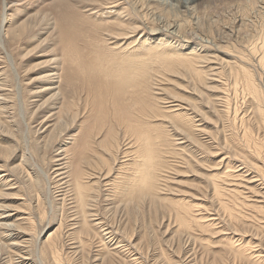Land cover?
Instances as JSON below:
<instances>
[{"label": "rangeland", "instance_id": "rangeland-1", "mask_svg": "<svg viewBox=\"0 0 264 264\" xmlns=\"http://www.w3.org/2000/svg\"><path fill=\"white\" fill-rule=\"evenodd\" d=\"M113 1L70 0V12L68 14H62V10L59 13L57 12L58 10L54 11L52 6L55 0H15L8 6L10 7L8 14L17 20L12 25V29L16 26V23L22 21L30 23V20L32 25H34L33 27H35L33 33H26L17 39L9 37L6 40V50L13 58L16 73H13L8 60L4 59L0 44V79L3 78L4 80L5 78L3 88L8 90L7 93H9V99L11 100V104H9L11 108H8V111L3 110V113H0V148L3 146H13L11 154H5L0 149V176L6 174L9 178L7 180L9 182L5 185L0 184V206L13 210L10 214L18 217L20 215L25 216L27 213L31 219L33 218L32 221L36 229L33 236L30 237L33 245L30 243V248L26 247L25 249L27 250L24 249L23 253L30 257L29 262L31 264H38L41 258L39 264H53L54 262L56 264H98L99 261L95 260L96 256L97 254H102L106 248L119 250L127 260V264H152V262L158 264H264V252L261 254V260H258L255 257L256 255L249 254V252L256 253V251L264 249V214L262 213L264 201H260L264 200V198L259 197L258 193L256 195L253 194V191L244 187L246 183L244 182V178L247 177L245 174L244 176L237 175L241 174L239 172L241 167L238 168V166L243 163L248 167L247 164L249 163L247 162L251 160L249 155L254 151L253 147L246 145L244 133L246 131L251 133L264 146V132L257 129L261 121L256 115V99H253L250 92L247 91L243 76H232V74H229L231 72V70L229 72V68H225L222 71L219 79V83H222L221 88H224L222 89L225 93L224 96L227 102L230 103L225 108L226 112L223 117L220 115L222 113H218L219 108L217 104L210 105L207 103L206 98L207 94H209L207 91L205 92L201 88L205 95L199 100V98L197 99V97L190 95V93L188 94V84L179 77L170 76L165 81V86H161L165 90L164 92L160 91L162 95H152L161 98H166L171 93L186 95L187 98L189 95L190 99L200 107L197 109H199L198 111L201 112L200 114H202L203 118L205 117L204 120L208 121V124H206L208 131L217 135V139L210 142V144L212 143L209 146L211 149L210 154L202 158L205 163H199L198 165L193 163L191 167L195 166L193 167L195 170L191 167H177L180 174L175 173L170 175L171 177H175L176 180L174 183H171L172 191L174 192H171V194L173 193L174 197L169 194L168 198L181 201L189 207L190 229L180 232L178 223L173 220L174 218L170 214L160 211L154 213V209H150L149 207L147 208L148 210L145 207L143 211L145 213L129 214L121 205L116 203V199L111 193L114 191L111 188L113 186H106L105 188L103 182L102 187H100L101 193L99 192L101 196L98 194L97 207H94L96 213L99 215L97 217L101 219L102 225L97 228L96 233L92 235L93 237L90 235L84 236L87 242H89L88 244H90L86 247L87 255H82V253L70 249L71 244H74L75 241L73 240L71 224L75 221H80L81 218L74 219L73 212L68 206V204H71L69 195L64 197L61 194V192L63 193L64 185L59 181V176H57L58 161L56 160L62 159L66 155L68 160L72 162L74 160L73 156L80 153L84 146L82 144L84 137H87L89 134L88 140L87 138L84 140L90 143V147L94 146V144L97 146L98 143L96 141H100L108 128L117 123V118H114L112 111H114L115 99L117 100L116 97L119 94L114 91L111 82L105 78V72L102 74L99 70V68L104 70V68H108L114 63L116 64L110 58H115L114 56L118 53L121 56L122 54L126 55L130 51L131 53L135 51L134 55L140 53L146 54L147 50L151 46H156L155 43L160 39H163L167 44L169 43L168 46H165V48L167 47L165 51L174 50L178 53L180 48L177 38L179 36L176 34V31L179 30V24L192 22L194 25L187 27L184 36L194 39L197 42L193 44L196 48L198 47L197 40L210 41L219 45L222 47V50L227 52L220 54L214 49L221 58L235 62L234 66L242 65L249 69L253 74L254 83L264 89L262 87L264 85V72H262L255 60L256 56L258 57L260 53L262 35H264V20L261 18L264 16V11H262L264 10V0H201L192 15L186 14L183 10H180L181 8L176 7L174 5L176 3L172 0H160V2L143 0V3L140 2L138 4L136 3L137 0H118L113 5L108 4ZM1 15L2 0H0V24ZM67 16L71 17L70 21L66 20ZM79 16L81 17L79 18ZM44 17L45 20H43ZM120 22L127 23V25L135 22V24H140L141 27L133 33L134 35L131 31L122 36H117L115 34L120 33L119 29L122 30ZM159 28L169 29L174 34L167 36V33L151 35L153 34L152 30H159ZM36 36L38 38H34ZM182 51L184 52L185 50ZM120 52L122 53L120 54ZM108 59L110 60L108 61ZM50 60H53V64L49 62ZM87 61L93 62L98 70V73L93 77H90L88 72L84 71V74L81 70L80 66L84 65L82 63ZM55 66L58 67L57 72L62 76L61 79H58V85L56 84L57 86L61 84L60 90L61 92L63 91L62 98L53 103H49L48 101L42 106L50 95L48 91L44 92V89L47 88V81H40L39 78ZM227 66L230 65L227 64ZM68 68L69 70H67ZM73 73L74 75L77 74L76 81L75 78L74 80L68 78L69 76H73ZM0 87L2 88V83ZM66 90L68 91L65 92ZM17 91H20L19 94H17ZM70 92L72 93L70 94ZM152 92L158 93L159 91L153 89ZM220 95L223 96L222 93ZM72 97H75L73 103L75 102L74 104L76 105L73 111L79 112V115L74 121H66L68 127L62 126L66 128L60 127L53 131L54 134L51 133V129H48V126L53 124L54 121L53 117L50 118V116L57 110L48 108V106L56 103L61 104V99L64 100L65 98L64 104H68L67 100H72ZM19 101H22V107ZM167 101H169L168 98L163 100V104L159 105V108L163 109L164 107V109H168L169 104L166 103ZM260 102L264 107V92ZM86 103H88L89 106L87 108L89 109L85 107ZM1 105L2 103L0 102ZM56 106L58 107L59 105L57 104ZM228 109L229 111H227ZM199 118L200 116L197 117V119ZM94 123H99L101 128L99 130L95 129ZM215 123L216 125H212ZM158 131L168 133L169 130L162 129ZM165 135L169 138L171 136L170 134ZM262 151H264V148ZM29 155L32 156V160L24 162L26 158L23 156ZM123 159L125 158L121 159V163L124 161ZM222 159L225 160L227 165L229 163L230 168H226L227 165L224 166V164L220 165V169L215 166V163H218ZM260 160L264 161V155L260 157ZM253 162L256 163V160H253ZM15 166H18L17 168L19 169L15 168L16 171L13 170V174H11L8 170ZM119 166L120 164H117L115 166L116 172L113 170L112 173L114 174L115 172L114 175L118 174L121 178L119 180L116 179L117 181L123 180L122 178L126 172V164H124L125 168L120 166L119 169ZM212 168L214 170L234 172L237 177L228 179L233 183H243L240 185L235 183L234 186H228V188L237 190L242 194L238 195L239 197L236 199L234 197L227 198V196L222 202L217 197L213 198L214 196L210 193L211 191L207 189V184L199 175V172H206L207 170H212ZM25 170L40 174L41 189L39 191L31 189V186L28 185L29 182L23 180L22 176L26 174L23 172ZM44 172L47 174L46 177ZM197 172L198 174L195 175ZM109 187L111 188L110 194L108 193ZM2 188L5 194L2 192ZM104 196L108 197L104 200ZM99 198L102 200L100 199L99 201ZM107 198H110V200ZM220 202L222 204L229 203L231 208L234 207L237 213H235L236 217L232 216L224 204L222 205ZM112 203L119 205V208ZM112 205L115 206L114 209ZM166 206H164L165 209H162L168 212L166 208L170 209V206ZM3 207L0 208V212H2ZM260 208L262 209L259 210ZM129 216H131V221L133 222H130ZM135 216L138 219L140 217V220L137 219L136 221ZM123 229L126 230L124 231ZM0 230L2 232V228ZM113 230L118 232L115 233ZM175 231L179 232V234ZM180 233L184 237L180 236ZM147 234L149 237H147ZM178 236L179 238H177ZM37 237L40 240L37 241ZM49 239L55 241V249H53L57 253L58 259H55L52 253L53 249L47 248L43 250ZM116 243L119 244L117 245ZM258 244L260 246H257ZM228 249H233L234 251L230 252ZM237 250H243L244 254H238ZM49 251H51L50 254ZM8 252L4 251L7 254V256L4 254L6 256L4 258H2L1 253L0 264H2V259L5 261L7 259L8 261L10 259L13 260V262L10 260L8 264H19L20 257L17 255L18 252L9 250ZM50 255L53 261H51ZM249 257L250 261H248ZM157 258L158 261L156 260ZM34 261L37 262L34 263ZM126 262L118 264H126Z\"/></svg>", "mask_w": 264, "mask_h": 264}, {"label": "bare ground", "instance_id": "bare-ground-1", "mask_svg": "<svg viewBox=\"0 0 264 264\" xmlns=\"http://www.w3.org/2000/svg\"><path fill=\"white\" fill-rule=\"evenodd\" d=\"M14 1L15 0H2V15H1V24H0V44L2 47L3 54H4V59L8 60L13 70V73H16L14 64H13L14 63L13 58L6 50V40L9 37L11 39H17V38H21L26 33H33L35 27H33L34 25H32V22L30 20V23H25V21L16 23V26L12 29L13 27L12 25H14V23L17 22V20L16 18L8 14L9 9H10V7L8 6ZM153 1L160 2V0H153ZM172 1L175 2L176 4L174 5H176V7L178 8H181L180 10H183L184 13L192 15V13H194V11L196 10L201 0H172ZM117 2L118 0H115L108 4L113 5L114 3H117ZM140 2L143 3L144 1L137 0L136 3L138 4ZM70 4H71L70 0H55V3L53 4L52 8L54 9V11L58 10L57 11L58 13L60 10H62L63 11L62 14H68V12H70L69 11ZM80 17L81 16H79V18ZM261 18L264 20V16ZM43 20H45V17L43 18ZM66 20L70 21L71 17L67 16ZM119 24L122 30L119 29L120 33H116V34L114 33L117 36H122L123 34H127L131 31L133 34L141 27L140 24L138 25L136 23L137 24L136 25L135 22H133L131 25H127V23H123V22H120ZM192 25H194L192 22H189L188 24H184V23L179 24V30L176 31V34L179 36V38H181L179 39L176 36L177 40H179L178 46L180 48L178 53H176L174 50H173L174 52L165 51V49L167 48V47L165 48V46H168L169 43L167 44L166 42L163 41V39H160L157 43H155L156 46H153V47L151 46V48L147 50L148 52L146 54L140 53V54L134 55L135 51L133 50H132L133 54L131 53V51H130L131 54L126 51L128 54L127 53L126 55L122 54V56L119 55V53L116 55L115 53H113L115 55L114 56L115 58L112 57L113 59L112 58L110 59L111 61L116 62V64L114 63L108 68H104L105 66L103 65L104 70L99 68L102 74L103 72H105L106 74L105 78L107 79V81L111 82L114 91H116L120 96V97L119 96L116 97L117 100L115 99V106L113 108L114 111H112L114 118H117L116 120L117 123H115V125H112L111 127L108 126L109 127L108 130L102 135L103 138H101L100 141L99 140L96 141L98 143L97 146L94 144V146L92 145V147H90V143L84 140L85 138H87L88 140V138L90 137L89 134L87 135V137H84L83 139L84 143L82 142L84 146L82 147V150L80 153H78L76 156H73L74 160L72 162L68 160L66 155L64 158L56 160L58 161V164H57L58 167L56 169L57 176H59V181H61L62 184L64 185V190L62 189L63 193L61 192V194L64 197H67L69 195L71 204H68V206L73 212L74 219L81 218L80 221H75L71 224L72 226L71 229L73 230V240L75 241H74V244H71L72 246L70 249H73L74 251L80 252L82 253V255H85L86 250H87L86 247L89 246L90 244H88L89 242H87L86 237L84 236L85 235L92 236L94 233H96L97 228L100 225H102L100 222L101 219L97 217L99 215L96 213L94 207L96 206L98 202V197H99L98 194L101 193L100 187H102L101 185L103 184V182L105 184V188L106 186H113L111 188H113L114 191L112 190L113 192H111V188L109 187L108 193L110 194L111 192L114 198L116 199V203L121 205L124 208V210H126V212H128L129 214L145 213L143 212L145 207H146V210H148L147 208L149 207L150 209H154L153 210L154 213L155 212L158 213L160 211L162 213L165 212L167 214H170L171 217L174 218L173 220H175L176 223H178V229L180 232H184V230L188 231L190 229V222H189L190 221V215H189L190 209H188L189 207H187L181 201H176V200H173L172 198H168V195L171 194V192H173L171 183H174L176 180L175 177H171L170 175L175 174V173L180 174V171L178 172L177 167H184V168L189 167L190 168L193 163L197 165L199 163H202V164L205 163L204 160H202V158L206 157L207 154H210L209 152L211 151V149L209 148V146H211L212 144V143L210 144V142H213L215 139H217V135L208 131L206 127V124H208L207 123L208 121L204 120L205 117L203 118L202 114H200L201 112L198 111L199 109H197L200 107L197 106L194 103V101L190 99L189 95H188V98L186 97V95L184 96L178 95L177 93H171L168 97L166 96V98L152 96L153 94L160 95V96L162 95L161 92H164L165 90H163L161 86L162 85L165 86V81L170 76L179 77L185 80L186 83L188 84L187 85V88L189 89V91H187L188 94L190 93V95L197 97V99L199 98V100L202 99L203 95H205L203 94V91L201 90V88L204 89L205 92L207 91L209 93L207 94V98H206L207 103L210 105L217 104V107L219 108L218 113L219 114L222 113L220 114L221 117H223L224 113L226 112L225 108H227L230 105V103L227 102V99L224 96L225 93L222 90L224 88H221L222 83H219L220 82L219 79H220V76L222 75L221 74L222 71L225 68H229V72L230 70L232 72V73L230 72L229 74H232V76H236V75L243 76L244 78L243 80L245 81L247 91H249L253 99L255 98L257 101L255 105L256 115L258 116V118H260V121L262 123L261 124L258 122L259 125L257 129L258 131L262 130L264 132V107L260 102V100H262L263 98L264 89H262L258 84L254 83L253 74L249 69H247L246 67H243L242 65L234 66L235 62L224 60V58H221L217 54V52L220 54H224L227 52H225V50H222L221 49L222 47H220L219 45L213 42H210V41L205 42L203 40H197L198 47L196 48V46H194L193 44L197 42H195L194 39H191V37L184 36L185 34L184 32H186L187 27H190ZM152 33L153 34L151 35L153 36L157 34L161 35L162 33H167L166 36L169 34H174V32H171L169 29H161V28H159V30L157 29L152 30ZM34 38H38V36ZM212 46H215V47H212ZM214 49L217 50V52H215ZM182 50H185V51L183 52ZM200 50L202 51L199 52ZM259 50H260V53L258 57L256 56L255 60H256V63H258V66L261 68L262 72H264V35H262V44ZM210 51L212 52L210 53ZM121 53L122 52H120V54ZM110 59H108V61ZM49 62L52 63L53 60H50ZM82 64L84 65H81L80 67L84 74L85 72L86 73L88 72L90 77H93L98 73V70L96 69L93 62L87 61V62H83ZM227 64H229L230 66H227ZM57 69L58 67L55 66L54 68H52L47 73H44V75H42L39 78L40 81H43V82L47 81L48 83L46 86L47 88L44 89V92L48 91L50 95L48 99L45 100V102L42 104V106L45 105V103L48 101L49 103L51 102L53 103L59 100L60 98H62L63 91L61 92L60 90L61 84L57 86L58 79H61L62 76L60 73L57 72ZM67 70H69V68ZM76 75L77 74L74 75L73 73V76H69L68 78L70 80H74L75 78V81H76L77 80ZM64 78L63 80H65ZM0 81H2L0 82V84L2 83V88L0 87V102L2 103V105L0 106V113H3V110L8 111V108H11L9 105L11 104L10 103L11 100L9 99L10 97L9 93H7L8 90L3 88V82H5V78L4 80L3 78L0 79ZM262 87L264 88V85ZM153 89H156L159 92L153 93L152 92ZM67 91L68 90H66L65 92ZM19 92L20 91H17V94H19ZM71 93L72 92H70V94ZM220 93H222L223 96H221ZM149 97L152 100L151 99L149 100ZM167 98L169 99V101H167L166 103L169 104L168 106L169 108L168 109L165 108L166 110L164 109V107H163L164 110L162 108H159V105L161 106L163 104L162 103L163 100ZM65 99L64 100L61 99V104L56 103L54 105L50 104V106H48V108H51V109L54 108V110H57L56 112L52 113L50 116V118L53 117V121H54L53 124H50L48 126V129H51L50 132L53 134H54L53 131L57 130V128L59 129L61 127L64 129L68 127L67 120L74 121V119L79 115L78 114L79 112L73 111L74 106L76 107V105L74 104L75 102L73 103V100H75V97H72V100L71 99L67 100L68 104H64V102L66 101ZM19 102L21 103L20 106L22 107V104H23L22 101H19ZM126 102H130V103H126ZM57 104L59 105L58 107L56 106ZM88 106H89L88 103H86L85 107L87 108ZM217 107L215 106L216 109H218ZM95 109H96V106H95ZM227 111H229V109ZM198 116H200L199 119H197ZM97 120L99 121L98 117H97ZM94 124L96 126L95 129L99 130L101 128V126H99V123L97 124L94 123ZM212 125H216V123ZM62 126H66V127H62ZM162 129H166V130L168 129L169 131L168 133L166 132L161 133L158 131ZM165 134H170L172 137L169 135L170 136L169 138ZM244 135H245L244 138L246 140V145L249 147H253L254 151L252 154L249 155L251 160H249L250 162H247L249 163L247 164L248 167H246L243 163L240 166H238V168L241 167L239 171L241 172V174L240 175L237 174V175L244 176L245 174V176L247 177L244 178L245 179L244 182H246L244 187L250 191H253V194L256 195V193H258L259 197L264 198V161L260 160V157L264 155V151H262L264 146H262V143H260V141L255 139L254 136L251 135V133L246 131ZM12 147H13L12 145L3 146L0 149H2L3 150L2 152H5V154H8V153L11 154ZM215 155H211V156H215ZM23 157L26 158V161L24 162H29L32 160V156L30 155L23 156ZM122 158H125L126 160L123 159L124 161H122L121 163L120 161ZM253 160H256V163H254ZM257 161H259L258 163L260 164H258ZM117 164H120L121 167L122 166L124 167V164H126L125 166L126 168L124 167L126 169L125 176L122 178L123 180H120V181L116 180V179L118 180L121 179L119 175L118 174L114 175L117 170L115 167ZM223 164L224 166L227 165V163H225V160L222 159L218 163H215V166L217 168L219 167L220 169V165L222 166ZM120 166L118 167L119 169H120ZM17 167L18 166H15L8 171L11 174H13V170H15V168ZM226 168H230L229 163ZM113 170H115L114 174H112ZM23 172L26 173V174H23L22 176L23 180L29 182L28 185L31 186V189H35L36 191L37 190L39 191V189H41V184L39 181L41 177L40 174L31 173L28 170H25ZM121 173L124 174L123 172ZM197 174L198 172L195 175ZM44 175L46 177L47 174L44 172ZM178 175H175V176H178ZM199 175H200V178H202L204 182L207 184V189L211 191L210 193H212V195L214 196L213 198L217 197L218 200L221 202L227 196H228L227 198L234 197V199H236L239 197L238 195L242 194L238 192L237 190H232L228 188V186H234L235 183L239 185L243 183V182L233 183L230 179H228V178L237 177V175H235L234 172L214 170L212 168V170L210 169V170H207L206 172H199ZM7 180H9V178L7 177L6 174H3L2 176H0V184L5 185L7 182H9ZM2 192H3V188H2ZM106 197L108 196L103 197L104 200L106 199ZM110 198H107V199L110 200ZM100 199L101 198H99V201ZM67 200L65 201L67 202ZM260 201H264V200H260ZM112 204L114 205L115 203H112ZM223 204L225 208L229 210L230 214L236 217L237 213H236L235 208L234 207L231 208L229 203H223ZM119 205H116L117 208H119ZM166 205L170 206V209L166 208L168 212L162 209ZM1 207L3 206H0V208ZM114 207L115 206H113V209ZM261 209L262 208H260L259 210ZM263 210L264 209H262V213L264 214ZM11 211L13 210L3 207L2 212H0V229L2 228V232L0 230V255L2 253V258H4L5 255L7 256V254L4 253V251H7V252L8 250L12 252L15 251V252H18L17 255L20 257L19 259L20 262L18 261L19 264H31V262H29L30 257L27 256L25 253H23V250L26 247L30 248V245H29L31 243L30 237L33 236V234L36 231L35 226L32 221L33 218L31 219L27 213L25 214V216L20 215V217H18L16 215L10 214ZM137 216H135L136 221L138 219ZM129 218H130V222H133L131 221V216H129ZM138 220H140V217ZM113 232L117 233L118 231L116 232L113 230ZM177 234H179V232ZM180 234H181L180 236H183L182 233ZM110 235L112 236V234ZM124 237H121V238H124ZM147 237H149L148 234H147ZM39 238H40V235H39ZM39 238L37 237V241L40 240ZM177 238H179V236ZM46 243L47 245H45V249L43 248V250H46L47 248L48 249L54 248L55 241H51L49 239L48 242ZM31 244L33 245V243ZM116 244L118 245L119 243H116ZM103 246L104 248H106L105 245ZM257 246H260V244H258ZM37 248H38V245H37ZM54 249L52 250V253L54 254L55 259H58L56 255L57 253L54 252ZM228 250H230V252L234 251L233 249H228ZM50 252L51 251H49V254ZM263 252H264V249H262V251H259V250L256 251L257 254L252 253V252H249V254L251 255L253 254V256L256 255L255 257H257L258 260H261V256H262L261 254ZM237 253L244 254V251L237 250ZM12 254H16V253H12ZM8 255L10 256V254ZM250 257L248 261H250ZM13 259L15 260L14 257ZM41 259L39 260V263ZM10 260L8 261L7 259V261H5L2 259V264H8V262L10 263ZM95 260L99 261L98 264H118L120 262L125 263L127 261L122 255V253L119 252V250L117 249L112 250L109 248L104 249L102 254H97ZM156 260L158 261V258ZM11 261L13 262V260ZM51 261H53V258ZM35 262L37 261H34V263ZM155 263L152 262V264H155Z\"/></svg>", "mask_w": 264, "mask_h": 264}]
</instances>
